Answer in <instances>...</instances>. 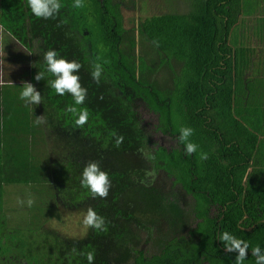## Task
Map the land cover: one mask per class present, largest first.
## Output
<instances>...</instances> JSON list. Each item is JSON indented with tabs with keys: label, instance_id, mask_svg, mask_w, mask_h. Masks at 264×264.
Wrapping results in <instances>:
<instances>
[{
	"label": "trees",
	"instance_id": "1",
	"mask_svg": "<svg viewBox=\"0 0 264 264\" xmlns=\"http://www.w3.org/2000/svg\"><path fill=\"white\" fill-rule=\"evenodd\" d=\"M23 1L0 0V11L14 6L0 12V25L27 48L19 78L29 77L44 103L32 113L17 99L20 85L0 87V264H85L79 253L90 250L93 264H232L219 231L264 247V0H189L182 13L141 18L137 35L124 28L121 0H86L80 10L65 0L47 21L20 8ZM255 11L262 18L254 28L243 18ZM49 48L82 65L89 120L81 128L64 112L71 98L32 79ZM97 56L108 61L99 84L89 75ZM141 107L172 141L179 126L193 128L190 139L208 158L157 146ZM36 116L43 123L33 125ZM113 133L124 137L118 148ZM89 160L110 175L104 200L79 186ZM10 185L31 192L27 226L2 213ZM89 206L105 217V233H45V221ZM43 209L54 214L44 219Z\"/></svg>",
	"mask_w": 264,
	"mask_h": 264
},
{
	"label": "clouds",
	"instance_id": "2",
	"mask_svg": "<svg viewBox=\"0 0 264 264\" xmlns=\"http://www.w3.org/2000/svg\"><path fill=\"white\" fill-rule=\"evenodd\" d=\"M25 6L33 17L47 21L55 20L61 9L66 5L65 0H25ZM85 6L86 0H71L70 7L74 10L83 9ZM8 35L13 40L16 39L12 33L9 32ZM153 43L156 44L157 42L153 41ZM41 62V69L35 73L32 79L36 82L44 81L45 86L58 97H70L71 103L65 105L64 112L70 115L76 128L85 126L89 120V113L85 107L88 90L81 84L79 75L82 68L81 63L76 59L65 58L54 48H49L42 53ZM107 64L108 61L101 59L99 56L91 61L89 75L93 82L100 83ZM14 87L17 89L18 101L32 113L35 107L43 105L44 96L36 89L33 83L21 81L20 86ZM41 123H43L41 117L36 116L33 120V125ZM177 133L175 145L182 146L185 156L196 154L200 160L208 158L207 153L198 152L199 145L190 139L194 133L193 128L181 125L177 128ZM123 140L124 137L122 135L113 133L114 147L118 148L123 143ZM145 158L150 162L156 160V157L151 153ZM245 179H247V176H245ZM79 186L81 189L86 190L88 197L91 199L99 198L104 200L108 197L112 181L109 173L100 166L98 161L89 160L81 168ZM17 203L30 208L33 200L29 196L23 200L18 199ZM80 224L85 234H87L89 229L93 234L105 233L108 230L105 217L99 215L91 206L87 207L83 212ZM215 240L221 243L226 253H235L232 264H247L249 257L255 258L254 264H264V247L258 243L250 247L247 240L239 238L229 231L217 232ZM72 251L75 252L76 250L73 249ZM249 251L250 256H248ZM79 254L83 256L85 264H93L95 258L94 250ZM246 256H248L247 259Z\"/></svg>",
	"mask_w": 264,
	"mask_h": 264
},
{
	"label": "rangeland",
	"instance_id": "3",
	"mask_svg": "<svg viewBox=\"0 0 264 264\" xmlns=\"http://www.w3.org/2000/svg\"><path fill=\"white\" fill-rule=\"evenodd\" d=\"M116 1V0H114ZM189 0H121V7L120 11L123 16L124 28L127 31L132 30L135 35H137V25L141 18L143 20L147 17H150L151 14L157 12V10H162L167 13H175V9H177L178 13H182V10H186L184 7V3H188ZM166 14V13H165ZM254 14H246L249 15L243 18V21L250 22L247 23L248 25H252V27H256V18L257 16ZM148 15V16H146ZM5 42H3V45ZM136 49L139 51L140 44H136ZM13 49L16 51L15 53L12 49H5L1 46L0 47V59L6 61V67L2 66V70L0 71L2 80H5L4 76H8L14 72L19 74L21 71L24 70V66H22L18 60V58L22 56L28 55L25 51L16 43L13 42L12 45ZM1 64V61H0ZM4 65V64H3ZM11 80V79H9ZM157 80L163 81V76L159 75ZM167 81V80H166ZM166 81L163 83V86H168V82ZM141 114V121L142 126L145 133L148 134L150 139L157 145L163 148L169 149L175 146V141L170 140L168 137L163 136L159 132L155 131V124L156 118L147 112L142 107L140 108ZM147 176H150L148 174ZM154 178V176H150ZM4 194V203H3V214L7 215L8 220H12V223H18L19 225L25 224L28 225L26 216L29 215V210L27 207L23 206L22 204H18L17 200H23L27 197H31V192L28 188L24 186H15L10 185L6 186ZM54 213H51L48 209H43L42 214H40L44 219L49 218ZM83 214H64L60 213L58 218H53L52 220L45 221L44 230L45 233L49 235H53L54 233L60 234V236H64L66 238L74 237V236H83L85 234L84 229L80 224V219ZM11 224V226L13 225ZM206 264V263H204Z\"/></svg>",
	"mask_w": 264,
	"mask_h": 264
},
{
	"label": "crops",
	"instance_id": "4",
	"mask_svg": "<svg viewBox=\"0 0 264 264\" xmlns=\"http://www.w3.org/2000/svg\"><path fill=\"white\" fill-rule=\"evenodd\" d=\"M16 4V3H15ZM14 6H8L6 7L4 10L0 11V12H6L8 9L13 8ZM17 7V6H16ZM20 8L25 7V1H23V4H21L19 6ZM263 7V6H262ZM26 9V7H25ZM264 9V7H263ZM257 18H262V14H257ZM3 42H5V44L3 45ZM13 42H16L24 51L25 53H27L28 55L26 56H22L20 58H18V60L20 61L19 63L24 66V70L28 69L27 64H28V59H29V53L27 52V48L24 47L23 44H21L19 41L13 40L9 35L8 32L0 25V47L2 46L4 48V50L7 49H12V51L15 53L16 51L13 49L12 45ZM260 53V52H259ZM1 64H0V71L2 70V66H4V68L6 67V61H3L0 59ZM4 64V65H3ZM262 67H264V63L262 64ZM23 70V71H24ZM21 71L19 74H16L14 72H9V73H13L10 74L8 76H4L5 80H2L1 74H0V84L6 86L10 92H12V86L13 85H20L21 81H27L30 82L29 77H20V74L23 72ZM11 79V80H9ZM1 87V86H0ZM264 165V164H263ZM260 172H257V179L259 180V182H261L262 180H264V166H262L259 169ZM259 173H262L263 175L261 176ZM261 180V181H260Z\"/></svg>",
	"mask_w": 264,
	"mask_h": 264
},
{
	"label": "flooded vegetation",
	"instance_id": "5",
	"mask_svg": "<svg viewBox=\"0 0 264 264\" xmlns=\"http://www.w3.org/2000/svg\"><path fill=\"white\" fill-rule=\"evenodd\" d=\"M24 10H25V7H24Z\"/></svg>",
	"mask_w": 264,
	"mask_h": 264
}]
</instances>
